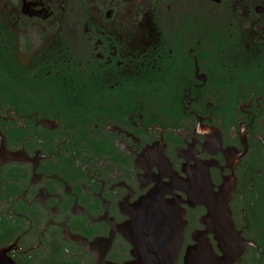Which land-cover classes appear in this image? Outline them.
Returning <instances> with one entry per match:
<instances>
[{
	"label": "flooded vegetation",
	"instance_id": "1",
	"mask_svg": "<svg viewBox=\"0 0 264 264\" xmlns=\"http://www.w3.org/2000/svg\"><path fill=\"white\" fill-rule=\"evenodd\" d=\"M228 188L234 264H264V0H0L16 264L134 261L123 228L145 198L185 222L175 264L198 245L219 258L208 218Z\"/></svg>",
	"mask_w": 264,
	"mask_h": 264
},
{
	"label": "water",
	"instance_id": "2",
	"mask_svg": "<svg viewBox=\"0 0 264 264\" xmlns=\"http://www.w3.org/2000/svg\"><path fill=\"white\" fill-rule=\"evenodd\" d=\"M231 190L228 188L222 191L208 218L222 256L214 257L210 246L198 245L189 252L187 264H234L239 260L246 243L231 220L228 207ZM160 205L151 198H145L136 204L130 223L123 228L126 239L133 247L134 258V261L126 264H175L183 240L185 222L182 218L171 216L163 221L156 219L152 215V208ZM0 264L16 263L7 256L6 250L0 249Z\"/></svg>",
	"mask_w": 264,
	"mask_h": 264
}]
</instances>
